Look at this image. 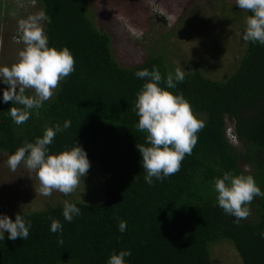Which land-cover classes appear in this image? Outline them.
Masks as SVG:
<instances>
[{
	"label": "trees",
	"instance_id": "obj_1",
	"mask_svg": "<svg viewBox=\"0 0 264 264\" xmlns=\"http://www.w3.org/2000/svg\"><path fill=\"white\" fill-rule=\"evenodd\" d=\"M34 1L43 8L49 47L68 48L75 71L61 80L39 114L20 126L8 115L11 102H0V152L13 154L46 127L69 120L71 126L57 133L50 151L77 142L100 184L102 173L103 190L100 195L99 185L98 201H70L82 213L71 223L62 216V204L20 213L32 222L29 237L11 241L6 233L0 264H106L111 253L123 249L131 251L127 264H211L212 248L224 242L235 247L243 264H264V196L254 198L251 214L237 224L217 206L212 185L213 178L231 171L252 175L264 191V45L248 42L225 81L193 71L170 90L183 95L205 126L180 170L149 186L136 148L145 134L135 128L138 117L132 111L144 80L134 72L155 65L164 77L173 72L166 59L151 55L136 67H124L113 56L111 36L88 15L86 0ZM52 219L63 225V246L49 231ZM119 220L127 223L123 234Z\"/></svg>",
	"mask_w": 264,
	"mask_h": 264
},
{
	"label": "clouds",
	"instance_id": "obj_2",
	"mask_svg": "<svg viewBox=\"0 0 264 264\" xmlns=\"http://www.w3.org/2000/svg\"><path fill=\"white\" fill-rule=\"evenodd\" d=\"M241 10L251 14L246 17L245 28L238 33L246 42L264 45V0H234ZM43 14L22 19L18 23L17 35L13 37L24 47L18 52L17 59L11 65H0V102H11L8 115L12 122L20 126L31 115L39 114V109L53 97L59 81L75 71L74 58L68 48L49 47L48 37L43 29ZM134 76L144 80L136 93L132 111L138 117L137 131L144 133V143L136 144L141 154V167L145 173L143 179L152 186L154 181L163 182L180 170L186 155H191L197 144V133L204 128L203 120L194 115L191 105L182 94H174L177 84L185 80L184 71L177 67L162 77L153 65L134 72ZM164 86L161 87L160 85ZM30 91L31 95H26ZM71 126L65 120L46 127L42 136L34 142H24L13 154L9 155L7 167L15 172L20 166L35 175L37 190L42 196H50L53 191L68 196L87 176L90 168L85 149L77 142L64 150L52 153L49 146L57 133ZM30 178V177H29ZM31 179V178H30ZM213 191L216 204L225 215L231 216L239 224L251 214L249 205L254 198L264 196V191L256 184L252 175H234L231 171L213 178ZM81 209L69 200L62 202V216L71 223L80 216ZM32 222L22 214H16L13 220L7 214H0V240H27ZM118 231L124 233L126 221L119 220ZM49 231L57 235L56 243L63 246V225L52 219ZM264 238V232L260 233ZM131 256L129 249L113 252L106 264H127L126 257Z\"/></svg>",
	"mask_w": 264,
	"mask_h": 264
},
{
	"label": "rangeland",
	"instance_id": "obj_3",
	"mask_svg": "<svg viewBox=\"0 0 264 264\" xmlns=\"http://www.w3.org/2000/svg\"><path fill=\"white\" fill-rule=\"evenodd\" d=\"M86 4L94 25L111 36L113 56L124 67H136L147 57L160 54L172 71L179 67L185 75L196 71L212 80L225 81L247 50L248 42L238 33L243 32L248 15L234 0H86ZM40 14H44L43 8L34 0H0V65L14 63L24 47L13 39L19 21ZM41 23L44 29L45 17ZM6 87L0 84V89ZM26 93L31 95L30 91ZM9 155L0 152V214L13 219L18 213L39 212L64 200L100 199L103 176L101 173V184L96 182L95 168H89L68 196L53 191L45 197L37 190L35 175L23 165L15 172L7 167ZM211 264L243 262L235 247L224 242L212 248Z\"/></svg>",
	"mask_w": 264,
	"mask_h": 264
}]
</instances>
